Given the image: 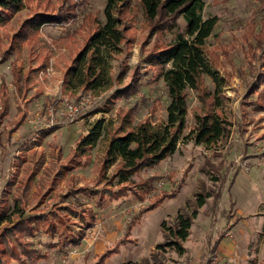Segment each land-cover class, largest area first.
Returning <instances> with one entry per match:
<instances>
[{"label":"rangeland","instance_id":"374dc122","mask_svg":"<svg viewBox=\"0 0 264 264\" xmlns=\"http://www.w3.org/2000/svg\"><path fill=\"white\" fill-rule=\"evenodd\" d=\"M23 1L20 11L0 24V55L8 47L10 36L21 25L27 27L37 23L41 41L39 61L43 58L45 65L30 75L27 100L19 101L9 85L10 62L15 60L22 70H26V43L0 63V81L6 82L9 94V112L0 127V206L6 183H12L13 191L19 184L22 166L32 164V160L40 155L44 156L43 165L56 156L64 158L74 149L78 136L86 134L101 121L102 129L96 144L81 159L82 163L86 158L87 161L81 165L66 163L65 172L53 187L49 186V179L41 188L32 184L28 201L20 205L23 217L48 214L55 222V215L61 214V220L70 230L67 240L77 238V242L91 221L100 217L106 219L108 233L115 235L109 242L110 250L106 251L115 253L106 264L141 257H145L148 264H264L261 239L264 110L256 103L261 96L264 100L260 93L264 92V42L262 49L255 47L252 35L264 16V0H204L203 17L217 18L206 45L207 53L216 63L217 81L205 76V83L210 91L216 86L219 88L218 109L228 122V134L209 146L184 137L193 125L192 114L199 112L195 93L189 90L185 127L174 152L159 164L144 167L123 181L114 174L116 161L110 163L106 154L112 131L121 124L124 115L118 110H131L132 124L144 119L152 123L165 121L168 97L158 68L148 62L146 54L158 44L169 41L171 33L151 31L139 1L128 0L129 9L122 21L124 42L121 49L111 52L108 58L111 87L99 92L83 89L70 92L62 83L70 61L69 46L82 47L96 24L104 21L106 0ZM178 22L182 30L183 18L180 17ZM37 63V58L31 62L32 66ZM136 68L141 76L134 88L114 98L116 90L125 88L132 81ZM46 104L52 107L51 113ZM67 104L76 106V111L71 112ZM106 106L108 111H101ZM9 130V140H6ZM17 162L19 165L16 166ZM59 163L57 160L56 164ZM102 164L107 167L99 177ZM40 172L41 168L34 175V181ZM159 181L163 184L158 185ZM81 186L120 194L112 199L114 203L110 200L106 207H97L93 197L85 194L87 190L84 194H73ZM204 190H212L213 196L196 207V193ZM164 191L174 195L165 196L154 207L144 209ZM105 196L108 200V195ZM8 198L11 204V195ZM194 210L188 235L181 241L182 250H177L174 245L157 248L159 243L173 239L167 233L177 217ZM88 212L95 216L90 218ZM112 217L117 219V225ZM17 218L13 215L10 221L0 223V258L6 256L9 248L15 247L18 252L17 257L8 258V264H96L105 257L106 253L82 251L84 242L78 247L77 242L64 246L57 235L51 233H40L31 238L27 233L25 238L21 237L30 248L37 250L32 257L25 256L18 245L19 232L13 227ZM123 244L126 245L122 247ZM73 249L74 253L70 252Z\"/></svg>","mask_w":264,"mask_h":264},{"label":"trees","instance_id":"16d2710c","mask_svg":"<svg viewBox=\"0 0 264 264\" xmlns=\"http://www.w3.org/2000/svg\"><path fill=\"white\" fill-rule=\"evenodd\" d=\"M142 14L150 23V30L154 32L167 31L171 33V39L160 43L148 52V62L158 68L159 77L162 79L165 87L168 102L165 107L166 117L164 122L152 123L149 119L132 124V112L126 110L119 113L121 124L113 129L109 139L106 154L107 160L112 163L116 161V172L114 173L121 181L129 179L133 174H137L144 167H152L159 164L176 149L179 135L185 127L186 116L188 114V92L195 93L199 102V112H194L193 125L184 136L192 139L196 144L213 145L220 138L226 136L229 132L227 121L223 118L218 109L219 88L210 91L205 83V76H209L213 81H217L216 63L207 53L206 45L208 37L213 33L217 23L216 16L203 17L204 0H138ZM23 0H0V24L10 19L11 15L20 11L23 7ZM128 0H106L104 7V21L96 24V27L86 38L82 47L74 48L69 46L70 61L63 73L62 83L65 90L74 92L78 89L90 92H99L112 85L110 74L109 56L113 51L121 49V43L124 42L125 33L123 26V17L129 9ZM184 20L183 29H179L178 19ZM38 24L21 25L14 34L10 36L8 47L0 55V63L8 59V56L16 48L25 42L27 67L22 70V66L17 65L15 60L10 62L11 83L15 90L17 100H27L26 96L30 90V75L38 68H42L44 59L40 61L38 47L41 45L38 35ZM7 35V34H6ZM257 48H263L264 42V16L258 25V30L253 32ZM9 36V35H8ZM37 58L38 63L32 66L31 62ZM252 69H250L251 71ZM140 72L137 68L132 75V81L124 88L116 90L113 93L114 98L121 94L129 93L134 88L133 85L140 79ZM5 82L0 81V127L3 125L5 116L8 113V97H6ZM128 89V90H127ZM264 95V92H260ZM226 97V96H225ZM262 97V96H261ZM257 100V106L264 110V100ZM228 98V97H227ZM108 111V108L101 110ZM119 116V115H118ZM23 117V116H22ZM102 129L101 121L94 124L90 130L79 135L74 149L64 158L56 156L51 161L43 165L44 156H37L31 163L25 164L22 169L20 182L15 190H11V182L6 183V190L3 191L2 204L0 206V223L10 221L13 215H16L18 222L14 224L19 232L18 245L20 251L25 255L32 257L37 252L30 248L29 243L22 241L21 237L29 234V237H37L40 233L56 234L60 244L68 246L76 243V239L67 240V233L70 232L69 226L62 221L63 215H55V222L47 215L23 217V209L20 205L28 201V190L32 184L39 188L47 185L50 180V187L59 182L64 171V165L74 163L81 165L82 157L89 154V151L96 144L100 131ZM2 130H0L1 134ZM11 130L7 131L6 140H9ZM1 141V140H0ZM32 156H34L32 152ZM55 159V160H53ZM60 161L56 164V161ZM19 165V162L15 164ZM106 165L102 164L98 171L100 177L106 171ZM41 168L38 179L34 181V175H37ZM201 169V167H200ZM34 181V182H32ZM87 192L85 193V191ZM15 192V194H14ZM85 193L94 199V205L99 207L105 203L106 196L110 200L118 198V192L112 194L111 190H96L81 186L73 191L74 195ZM11 195L12 203H8V196ZM122 195V194H121ZM173 192H162L156 196L154 203L144 207L148 209L154 207L165 196H173ZM213 196L212 190L198 191L196 193V207L205 203L206 199ZM218 197V196H217ZM76 199L77 196H76ZM195 210L183 217L178 218L174 226L170 227L167 236H173V239L165 240L156 247L164 245H174L177 250H182L181 241L187 235L191 225ZM90 218L94 215L88 212ZM31 218L29 221L28 219ZM85 219V218H84ZM92 222V221H91ZM33 223L32 226H30ZM92 225L91 223H89ZM261 239L264 246V221L261 230ZM19 251V252H20ZM5 257L0 258V264H8V258L17 257L18 252L15 247L9 248L5 252ZM142 258V259H141ZM139 260H125L119 264H148L145 257ZM104 258L101 257L96 264H103Z\"/></svg>","mask_w":264,"mask_h":264},{"label":"crops","instance_id":"0c3cea01","mask_svg":"<svg viewBox=\"0 0 264 264\" xmlns=\"http://www.w3.org/2000/svg\"><path fill=\"white\" fill-rule=\"evenodd\" d=\"M2 80V79H1ZM4 81V80H2ZM6 84V82H5ZM9 85H11V87H13L12 83H11V80L9 82ZM14 89V87H13ZM1 89H0V98H1ZM4 92H6V97H8V106H9V94H8V89H7V86H5V89H4ZM13 93L15 95V90H13ZM15 98H16V95H15ZM27 99V98H26ZM21 101V100H19ZM8 112H9V109H8ZM8 114V113H7ZM7 116V115H6ZM5 116V117H6ZM16 135H18V133H15ZM114 200H112L113 202ZM123 201V200H122ZM110 199L106 200L104 204H102L101 206L104 208L106 207L109 203H110ZM115 202V201H114ZM113 202V203H114ZM108 203V204H107ZM110 209L113 210L114 208L112 206H110ZM109 212V209L106 210V214H108ZM97 215V214H96ZM95 216V214H94ZM103 216V214L101 215ZM114 216V214L112 215ZM115 218V217H114ZM114 218L112 217L111 220L115 221L117 219L114 220ZM93 222V223H92ZM91 224L88 228H93L95 231H96V237L95 239H92L89 241L88 238H85V237H82L81 240L79 242H77V247L81 245L82 242H84L83 246H82V251H90L89 253L91 254L93 252V254H97V253H106L105 254V257H104V263L103 264H106L108 261H110L111 257L114 255L115 252H106L107 250H110L108 247L109 246V242L113 239H115V235L113 233H108L107 231V226L105 224H107V221L106 219H94V221H92ZM106 222V223H105ZM115 225H117V222L115 223ZM114 235V236H113ZM126 244H123V246H125ZM117 253V252H116ZM126 260H131V259H126ZM123 262V261H122ZM121 263V262H119ZM118 263V264H119ZM114 264V263H113ZM117 264V263H115Z\"/></svg>","mask_w":264,"mask_h":264},{"label":"built area","instance_id":"2783aa9c","mask_svg":"<svg viewBox=\"0 0 264 264\" xmlns=\"http://www.w3.org/2000/svg\"><path fill=\"white\" fill-rule=\"evenodd\" d=\"M47 105V109H48V112L51 113V110H52V107H50V104H46ZM67 108L72 112L76 111L77 107L74 106V105H70V104H67ZM163 182L162 181H159L158 182V185H162ZM230 234V233H229ZM85 238H88L89 241L92 240V239H95L96 237V231L93 229V228H87V230L85 231L84 233V236ZM75 249L71 250L70 252L74 253Z\"/></svg>","mask_w":264,"mask_h":264}]
</instances>
